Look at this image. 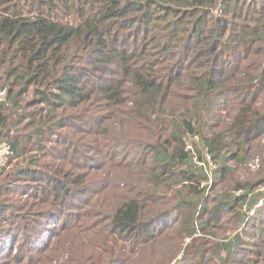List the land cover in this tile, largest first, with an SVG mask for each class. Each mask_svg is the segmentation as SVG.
<instances>
[{
	"label": "trees",
	"instance_id": "16d2710c",
	"mask_svg": "<svg viewBox=\"0 0 264 264\" xmlns=\"http://www.w3.org/2000/svg\"><path fill=\"white\" fill-rule=\"evenodd\" d=\"M240 1L0 0V67L7 59L12 65L6 86L0 87L7 89L6 100L0 99V137L5 136L17 157L29 155V168L16 171L17 186L2 188L7 199L0 210L8 213L3 219L8 226L0 231V264H171L183 248L178 264H203L210 253L206 235L214 229L202 218L204 212L224 205L237 208L242 220L247 203L252 208L262 200L264 205V190H254L251 184L242 195L221 193L211 210L202 204V194L211 185L203 186L193 200L180 194L177 236L190 241L185 247L182 241L173 256V231L168 226L172 213L157 201L163 196L149 184L143 191L115 192L121 184L132 183L118 172L127 157L119 160L121 141L106 125L116 123L121 113L152 121L150 112L163 113L177 89L189 90L198 109L194 119L182 115L174 130L156 117L174 138L176 149L163 146L155 151L154 160L163 168L146 180L158 184L175 163L192 169L173 176V183H180L181 175L198 184L208 179V172L191 161L190 151L199 158L204 152L194 144L186 149L188 135L200 136L209 156L221 164L215 177L224 180L231 171L226 152L233 145L245 152L264 125V112L251 117L245 107L226 127L227 135L219 132L209 138L201 119L202 111L216 107L232 92L253 101L256 83L264 87L260 75L248 84L230 83L227 56L234 54L235 43L251 52L256 41L264 39L263 22L253 37L243 33L237 38L233 24L220 16L232 11L242 17ZM218 6L220 14H215ZM31 91L34 100L18 107ZM8 101L15 122L33 126L24 140L11 133L4 109ZM130 138V144L143 145L136 161L144 164L154 142ZM112 194L120 198L109 202ZM261 207L254 209L256 217L262 216ZM256 217L245 231L219 244L215 254L220 263L227 264L237 249H251ZM257 235L264 241V226L258 224Z\"/></svg>",
	"mask_w": 264,
	"mask_h": 264
},
{
	"label": "rangeland",
	"instance_id": "374dc122",
	"mask_svg": "<svg viewBox=\"0 0 264 264\" xmlns=\"http://www.w3.org/2000/svg\"><path fill=\"white\" fill-rule=\"evenodd\" d=\"M222 1L223 0H219V2ZM224 1L230 2L231 0ZM220 6L214 9L215 14L220 12L218 9ZM237 8L241 10L242 17H235V15L232 14V11H227L226 13L223 12L220 16L228 18L233 24L235 31H233L232 34L236 35L237 38L243 36V33L244 35L247 34L248 36L253 37L255 31L260 29L264 23V0H242L238 2ZM235 44L234 54L227 56L229 57L228 60L231 62L229 65L231 72L229 74H232L233 78L230 80V83L248 84L250 79L257 75L264 78V39L257 40L251 52H245L243 46L238 44V41ZM2 52L3 46H0V55H3ZM11 67L12 65L10 64L9 59L1 65L0 87L6 86V80L8 78L6 73ZM18 89L19 86L16 87V90ZM177 90L178 91L170 96L169 104L166 105L167 109L165 108L163 113L157 111L150 112L152 121L137 119L134 117V113L130 115L121 113L116 119V123L113 125H109V123H107L108 121L106 122L110 135L118 137V140L121 141L119 149L122 153L119 160L122 159V156L127 157V160L124 161L126 163L125 166H119L118 172L122 176L124 174L132 183V185L128 186L121 184L115 192H128L131 189L143 191L148 189L149 184L150 187H154L156 191L163 196L157 201L159 207L165 208L168 206L167 209L172 213L169 217L168 226H171L169 228L173 231V256L181 248L182 241H184V247L190 241V238L186 239V237H184L183 240H181L182 238L177 236L179 221L175 217V208L180 200V194L186 200H193L197 198V192L200 191L203 186L206 184L211 185L210 188L202 194V204L207 205L211 210V208L215 207L216 203L219 201V195L221 193H232L235 196L242 195L246 191V186L250 184L253 185L254 190L257 188L264 190V125L257 134L252 137L250 146H248L247 149L244 148L245 152L239 151L234 145L230 152H226L227 160L225 164L231 171L226 174L222 181L215 177L221 164L209 156L207 145L202 141L200 136L188 135L186 149L191 150L192 145L194 144L204 152V157L199 158L195 152L190 151L191 161L197 168L200 169V167H203L204 172H208V179H205L198 184L195 181L192 182L185 180L181 175V182L177 184L173 183L171 182L173 176L176 174L180 175L182 171L192 169L182 163H175L173 164V169L167 168L165 175L161 176L158 184L155 179H152L151 183L147 182L146 177L150 176L151 172L160 171L163 168L157 166V163L154 160L156 156L155 151L161 149L163 146L168 150L175 151L176 149L174 138L172 139L170 132L165 129L162 124H157L156 117L160 122H168L169 126L175 130L174 122H180L182 115L194 119L198 112V109H195L193 106L195 99L192 96V92L185 89ZM253 90L256 93V102L255 100L252 101V99L245 98L243 94L232 92L230 95L216 102V104H218L216 107L206 112L202 111L201 119L207 124L205 126V135L209 138L219 132L227 135L226 127L232 122L236 115H239L240 111L243 112L246 110L245 107L251 111L249 114L251 117L255 116L256 112H264V87H261L259 83H256ZM5 97L6 96L1 98V100H6ZM24 98L25 100L18 101V107L33 101L34 93L32 91L28 92L24 95ZM8 103L10 106L5 107L4 109L8 115V122L11 124V133L15 137L24 140L33 132V126L27 125V121L16 123L14 118L15 115L13 114V110H11V102L8 101ZM128 106L131 108L133 104L129 103ZM34 109L38 110L40 107L36 106ZM103 128H101V131H103ZM132 136L134 138L140 137V139H144L145 142H154L155 144L153 149L150 148L147 150L146 162L144 164H139L136 161V157H139L142 153L143 145L138 143L130 144V142H128L129 140H126L133 139L130 138ZM3 138H5V136L0 137V143H7ZM235 155L243 156V158H236ZM27 157H29V155ZM27 157H17L14 153L12 160H10L9 164L4 167V172L0 177V191L2 193L0 196V208L3 206V201L7 199V196L4 195L5 190L2 189L3 186L11 188L17 186L18 183L14 181L15 176L18 175L16 174V171L20 168H29L26 163ZM165 183L168 184V186H165ZM111 196L112 198L109 202H114L120 198L117 194H112ZM7 203L8 202L6 201V204ZM258 206H262L261 209L263 210V213L261 217H256L254 210ZM236 211L237 208L220 205L212 209V213H203L204 215L202 218L206 221H210V223L214 225L213 232L206 235L210 242V253L205 257L203 264H222L216 258L215 254L219 244L224 242L227 238L231 239L237 233L245 231L246 226L252 217H256V222H254L250 231V237L253 239V241L250 242L251 249H237V252L232 253L227 264H247V262H251L252 258L255 259V261H252V264H264V241L261 239V235H257L258 224L260 227L264 226V205H262V200L255 203L252 208H250L247 203L242 210V220L239 219ZM7 214L8 213H3L0 210V231L8 226V223L3 220ZM196 235H201L199 230ZM48 236L49 233L47 232L45 237L47 238ZM245 239L248 241V238ZM21 242L22 239H19L18 244ZM183 250L175 255L176 257H174L171 264H178ZM181 264L194 263L192 260H185L182 261Z\"/></svg>",
	"mask_w": 264,
	"mask_h": 264
},
{
	"label": "built area",
	"instance_id": "2783aa9c",
	"mask_svg": "<svg viewBox=\"0 0 264 264\" xmlns=\"http://www.w3.org/2000/svg\"><path fill=\"white\" fill-rule=\"evenodd\" d=\"M7 93V89H0V99ZM13 157V150L8 143H0V169L6 167Z\"/></svg>",
	"mask_w": 264,
	"mask_h": 264
}]
</instances>
